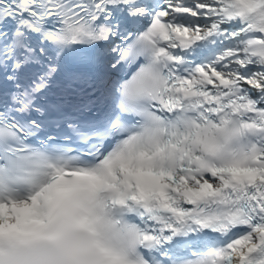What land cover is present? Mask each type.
Returning a JSON list of instances; mask_svg holds the SVG:
<instances>
[{"label": "snow or ice", "instance_id": "obj_1", "mask_svg": "<svg viewBox=\"0 0 264 264\" xmlns=\"http://www.w3.org/2000/svg\"><path fill=\"white\" fill-rule=\"evenodd\" d=\"M0 264H264V0H0Z\"/></svg>", "mask_w": 264, "mask_h": 264}]
</instances>
